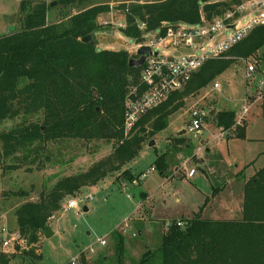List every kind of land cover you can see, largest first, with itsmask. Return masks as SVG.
Segmentation results:
<instances>
[{"label":"trees","instance_id":"obj_1","mask_svg":"<svg viewBox=\"0 0 264 264\" xmlns=\"http://www.w3.org/2000/svg\"><path fill=\"white\" fill-rule=\"evenodd\" d=\"M54 1L61 19L48 20L51 4L43 2L38 9L36 3L21 0L19 27L0 35V123L21 118L10 129L0 131V168L18 169L36 162L39 168L40 154L52 140L113 142L112 151L87 170L58 177L48 190L38 192L35 200H25L15 208V231L30 245L38 240L43 227L67 197L76 195L83 186L94 185L133 159L148 135L167 126L169 117L183 105L186 96L212 81L235 59L252 57L264 47V24L254 26L222 57L207 60L182 90L173 91L142 114L124 136V102L130 88L137 86L142 68L128 66L129 58L136 54L125 49L96 48L94 35L102 27L98 17L109 11L108 3ZM239 2L136 0L120 5L126 22L120 30L139 43L145 33H164L165 22L200 23L202 17L211 20ZM73 8L77 11L72 12ZM139 22L144 23L143 29L138 27ZM86 35L91 36L92 43L81 41ZM211 114L217 127L227 129L235 125L233 111ZM235 136L244 138L245 125H235ZM175 141L185 142L183 138ZM8 160L11 162L7 163ZM153 165L163 174L168 167L166 154L159 155ZM120 178L134 181L136 176L123 171ZM177 222L173 220L167 225L158 248L144 251L134 264H153L154 257L158 264H264V163L244 183L238 217L209 219L198 212L183 225ZM112 235L120 249L123 235L117 230ZM15 257V253L0 252V264H10ZM80 264H88L83 253Z\"/></svg>","mask_w":264,"mask_h":264},{"label":"rangeland","instance_id":"obj_2","mask_svg":"<svg viewBox=\"0 0 264 264\" xmlns=\"http://www.w3.org/2000/svg\"><path fill=\"white\" fill-rule=\"evenodd\" d=\"M29 1L51 4L47 11L49 21L63 17L59 8L53 6L56 4H53L54 0ZM135 1L95 0L109 4V11L98 17L102 27L94 35L97 49H125L131 55L136 54L138 43L124 35L118 23L125 21L120 5ZM20 4L21 0H0V35L8 32L11 26L13 30L19 27ZM76 11V8L72 9V12ZM161 51L178 55L171 49ZM224 52L212 59L222 57ZM247 61L255 63V71L248 78L245 77ZM214 82L219 84V88L213 89ZM245 100L249 109L238 125H245L246 139H213V133L219 131L211 113L230 110L235 112L236 119ZM194 109L202 110L205 116L198 132L187 130L192 123ZM20 120L10 118L2 121L0 131L10 129ZM182 130L184 132L179 134ZM176 138L185 140L183 147L177 146ZM112 142L107 139L52 140L40 154L39 168L38 162L18 169L0 168V228H5V231H0V252L13 250L3 246L2 242L15 231L14 210L19 204L35 200L38 192L48 190L58 177L87 170L112 151ZM199 147L201 151L197 153ZM191 152L197 155L191 157ZM162 153L166 154L167 165L170 163V169L163 174L153 165ZM263 163L264 47L252 57L235 59L212 81L186 96L183 105L169 117L167 126L148 135L137 155L120 170L107 174L94 185L81 187L76 195L67 197L64 203L76 199L78 206L62 207L48 221L47 225L53 232L51 236L40 234L34 246L24 239L16 243L13 248H16L17 257L10 264H66L81 251L88 264H134L144 251L161 245L162 234L173 220L183 225L198 212L201 217L209 219L238 217L243 185ZM151 166L155 169L151 170ZM191 168L195 174L188 177L187 172ZM123 171H128L136 179L122 180ZM142 173L146 174L145 177H141ZM21 190L27 195L23 196ZM11 191H19L20 194L12 195ZM84 206L86 211L82 209ZM115 230L123 235L120 249L112 235ZM138 230L142 231L141 234ZM99 238L105 240L104 245L99 244ZM90 247L93 252L88 251ZM153 264H158L155 257Z\"/></svg>","mask_w":264,"mask_h":264},{"label":"built area","instance_id":"obj_3","mask_svg":"<svg viewBox=\"0 0 264 264\" xmlns=\"http://www.w3.org/2000/svg\"><path fill=\"white\" fill-rule=\"evenodd\" d=\"M120 28L126 26V22H118ZM264 24V0H241L238 4L213 17L211 20L201 18L200 23H168L165 22L164 33L158 30L145 33L143 39L136 45H145L150 48L146 52L144 63L138 77L137 86L130 88L128 97L124 102L123 134L127 136L139 117L147 110L163 102L170 93L181 90L196 72L209 59L222 54L235 42L243 38L254 26ZM143 29L144 23H138ZM171 49L178 55L162 52L161 50ZM245 77L248 78L255 71V63L247 61ZM219 88L217 82L213 83V89ZM249 107L246 100L235 119V125L241 124L245 119ZM192 123L187 130L198 132L202 128V117H205L202 110L192 111ZM233 125V126H235ZM232 126V127H233ZM225 129H220L217 137H224ZM151 170L155 168L150 167ZM194 169L188 171L191 176ZM145 173L141 177H145ZM90 198V197H88ZM78 201L70 199L64 203V208H76ZM180 225V222H177ZM5 231V228H1ZM136 233L133 232V236ZM23 240L17 231L10 233L9 238L2 242L3 246L15 247ZM99 244L104 245L105 240L99 238ZM7 247V248H8ZM93 252V248L88 249ZM82 251L70 260V264H80Z\"/></svg>","mask_w":264,"mask_h":264},{"label":"water","instance_id":"obj_4","mask_svg":"<svg viewBox=\"0 0 264 264\" xmlns=\"http://www.w3.org/2000/svg\"><path fill=\"white\" fill-rule=\"evenodd\" d=\"M54 3H55V1H53V4ZM42 6H43L42 4H37V8L38 9H41ZM13 29H14V27L11 26L9 28V31L8 32H11ZM81 41L82 42L92 43V40H91V36L90 35L84 36L81 39ZM146 52H150V48L148 46H145V45L139 46L136 49V57L129 58V60H128V66L129 67H138V66H141L144 63V59H145ZM182 132H184V130H182ZM152 143L153 142H151V144ZM141 196H145V194H141ZM82 209H83V211H86L87 210V207L84 206ZM52 233L53 232H52V230L50 229V227L48 225H46V226L43 227V235L45 237L51 236Z\"/></svg>","mask_w":264,"mask_h":264},{"label":"crops","instance_id":"obj_5","mask_svg":"<svg viewBox=\"0 0 264 264\" xmlns=\"http://www.w3.org/2000/svg\"><path fill=\"white\" fill-rule=\"evenodd\" d=\"M219 129H220V128L217 127V130H218V131H219ZM231 130H232V131H231ZM231 132H232V133H231ZM181 133H182V131L179 132V134H181ZM217 133H218V132H217ZM217 133H216V134L213 133V139H229V138H231V137H232V138H237V139H246V127H245V136H244V138H238V137L235 136V126L231 127V128L228 129V130L226 129V130H225L224 137H222V138L217 137ZM176 144H177V143H176ZM177 146H178V147H183V144H177ZM206 149L209 150L208 147H206ZM200 151H201V148H200V147L197 148L196 152H197V153H200ZM196 155H197V154H196L195 152H194V153L191 152V154H190L191 157H192V156H196ZM182 164H183V163H182ZM168 165H169V166L167 167L166 170H169V169H170V163H169V162H168ZM189 170H190V169H189ZM189 170H188V171H189ZM253 173H254V172H253ZM253 173H252V174H253ZM194 174H195V171H194V173H193L191 176H189V175H188V172H187V176H188V177H192ZM252 174H251V175H252ZM184 175H186V174H184ZM251 175H250V176H251ZM250 176H249V177H250ZM249 177H248V178H249ZM246 180H247V179H246ZM243 186H244V185H243ZM242 194H243V192H242ZM0 231H1V228H0ZM141 232H142L141 230H138V234H141ZM42 234H43V233H42ZM52 234H53V233H52ZM39 236H40V235H39ZM32 245L34 246L35 244H32ZM15 250H16V248H15ZM15 250L10 251V253H15V254H16V251H15ZM2 252H4V251H2ZM16 257H17V255H16ZM16 257H15V258H16ZM88 259H89V258H88ZM10 263H11V262H10Z\"/></svg>","mask_w":264,"mask_h":264}]
</instances>
